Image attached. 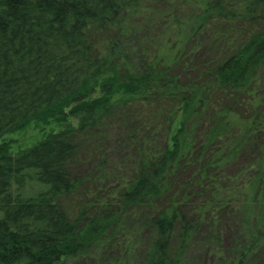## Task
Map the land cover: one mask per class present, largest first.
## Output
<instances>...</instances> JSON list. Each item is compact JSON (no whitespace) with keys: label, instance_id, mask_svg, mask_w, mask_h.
I'll return each mask as SVG.
<instances>
[{"label":"trees","instance_id":"1","mask_svg":"<svg viewBox=\"0 0 264 264\" xmlns=\"http://www.w3.org/2000/svg\"><path fill=\"white\" fill-rule=\"evenodd\" d=\"M136 213L127 264H264V0H0V264H101Z\"/></svg>","mask_w":264,"mask_h":264},{"label":"rangeland","instance_id":"2","mask_svg":"<svg viewBox=\"0 0 264 264\" xmlns=\"http://www.w3.org/2000/svg\"><path fill=\"white\" fill-rule=\"evenodd\" d=\"M122 122L121 121H116L114 123V128L113 131H109L105 134L106 136L109 134L110 136L113 134L114 135V130L116 129V127L118 126V128L120 129ZM56 130L58 131L59 129H57V127L54 124H50V125H38V126H31L30 128H28L25 131L16 133L12 136H9L8 138H10L11 140H14L15 143L13 145V149L14 150H19V149H25L28 147H31L35 144H37L38 142H40L41 140H43L51 131ZM107 131V130H106ZM110 151V150H109ZM119 153H117L114 157H116V160L118 161V159L121 160V158H118ZM86 164H89V159L82 164V166L77 167L76 171H82V169L86 166ZM142 214V213H140ZM139 213L137 214H131L129 217L126 218L125 220V225L124 228L121 230V235H120V247L118 248L119 252L115 250H113L112 254L110 255V253L108 255H110V257H108L106 259V257L104 258L105 260H103V263L101 264H127V262L125 261V257L126 255L122 252V254L120 253L121 250V244L123 245L128 238L131 237H136L135 239H133V242H136V239L140 240H144V242H147L146 237H144V234L142 233L141 235L138 233V231L135 230V227L138 228L139 230V225L137 224H142V216ZM134 227V228H133ZM145 233V232H144ZM230 236H232V233H230ZM200 237V235H199ZM199 237L197 239H199ZM200 240H198V243L193 244L191 247H189V249L187 250L188 256L191 259V263L192 264H205L208 263V260L213 259V261H215V259L212 256V253H209V255L207 254V245L206 243H199ZM124 242V243H123ZM118 247V246H117ZM211 252V251H210ZM204 254L206 256V260L204 259ZM212 256V258H211ZM96 258L92 257L90 259H69L66 260L65 262H63L62 264H97V261H95ZM114 260V261H113ZM137 260V259H135ZM205 260V261H204ZM128 261V260H127ZM129 262V261H128ZM131 264H137L135 261L131 262Z\"/></svg>","mask_w":264,"mask_h":264}]
</instances>
